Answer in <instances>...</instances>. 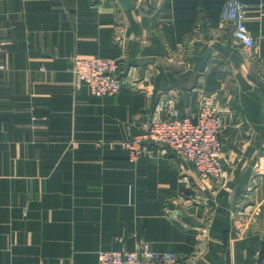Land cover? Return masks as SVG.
<instances>
[{"label":"crops","instance_id":"0c3cea01","mask_svg":"<svg viewBox=\"0 0 264 264\" xmlns=\"http://www.w3.org/2000/svg\"><path fill=\"white\" fill-rule=\"evenodd\" d=\"M227 1L0 0V264H96L143 244L264 264V0H239L252 49L222 25ZM78 55L119 58L122 90L78 89ZM204 101L224 116L226 185L163 146L130 160L123 143L157 103Z\"/></svg>","mask_w":264,"mask_h":264},{"label":"built area","instance_id":"2783aa9c","mask_svg":"<svg viewBox=\"0 0 264 264\" xmlns=\"http://www.w3.org/2000/svg\"><path fill=\"white\" fill-rule=\"evenodd\" d=\"M221 23L233 26V37L241 46L246 49L254 47L255 39L246 25L241 1L228 0L225 3ZM119 40L126 45L122 39ZM4 43L0 41V50ZM72 62V71L78 77V89L85 84L96 96H114L122 90V61L119 58L78 55ZM165 109L167 113L163 115L161 112ZM223 117L215 103L204 101L197 111L182 115L175 106L165 107L159 102L145 131L123 145L132 161H137L145 153L153 152L155 146L171 149L178 157L194 165L203 183L222 187L230 177L223 160ZM182 181L185 183V190L191 188L192 183L187 174L182 175ZM185 190L181 192L182 196L185 195ZM195 258L196 254L157 252L143 244L134 251L124 248L101 250L96 264H190Z\"/></svg>","mask_w":264,"mask_h":264},{"label":"water","instance_id":"95a60500","mask_svg":"<svg viewBox=\"0 0 264 264\" xmlns=\"http://www.w3.org/2000/svg\"><path fill=\"white\" fill-rule=\"evenodd\" d=\"M120 3L126 10H130L134 7V5L131 3V0H120Z\"/></svg>","mask_w":264,"mask_h":264},{"label":"rangeland","instance_id":"374dc122","mask_svg":"<svg viewBox=\"0 0 264 264\" xmlns=\"http://www.w3.org/2000/svg\"><path fill=\"white\" fill-rule=\"evenodd\" d=\"M198 260V256L197 258L193 259L192 262L190 264H193L194 262H196Z\"/></svg>","mask_w":264,"mask_h":264}]
</instances>
